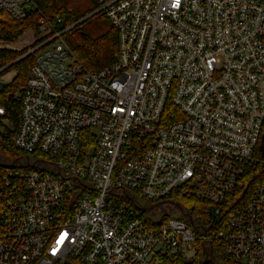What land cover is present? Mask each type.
<instances>
[{
	"label": "built area",
	"instance_id": "built-area-1",
	"mask_svg": "<svg viewBox=\"0 0 264 264\" xmlns=\"http://www.w3.org/2000/svg\"><path fill=\"white\" fill-rule=\"evenodd\" d=\"M96 3L119 35L113 65L88 71L50 16L24 55L36 52L13 137L24 158L0 167V264L197 263L213 240L237 264H264V178L211 235L149 226L125 201L220 205L264 166V0ZM0 11L22 20L38 6L0 0ZM169 102L185 118L164 126Z\"/></svg>",
	"mask_w": 264,
	"mask_h": 264
},
{
	"label": "trees",
	"instance_id": "trees-1",
	"mask_svg": "<svg viewBox=\"0 0 264 264\" xmlns=\"http://www.w3.org/2000/svg\"><path fill=\"white\" fill-rule=\"evenodd\" d=\"M38 6V12L30 13L27 18L19 20L11 14L0 11V41L7 43H16L28 31L33 30L39 33V21L43 16H50L52 19H61L60 29L70 28L65 35H68V43L77 57L78 61L91 72L101 71L110 67L118 60L119 35L112 24L107 23L108 18L103 13H96L98 5L96 1L90 3V6L83 10L75 11L70 6V0H34ZM95 19L93 25L82 28L90 20ZM35 45L33 46V48ZM31 49L23 51H12L10 49H0V70L9 66L6 70L0 72V76L14 70L16 75L9 84H0V106L6 110V117L12 124L13 129L6 132L0 138V159L11 163L14 160H23L24 154L19 151L14 143L13 137L16 134L20 120L21 104L18 101V95L26 86L30 75V69L35 63V54L29 53ZM184 114L172 103L166 105L162 123L164 126H170L173 123L183 120ZM264 134V127H263ZM260 157V153L256 154ZM264 178V166H257L251 169L246 176V186L235 196L227 199L223 204H213L206 201L195 199L175 197L169 199L168 203L172 205L171 209L160 217L155 214V210L149 208L153 205L162 203H149L145 200L136 204L127 203L132 208H139L140 217L149 226L156 227L169 219H176L189 224L197 233L201 227L204 232L211 235L217 230H225L228 224V218L235 209L245 204L252 191L253 185ZM137 197V195H135ZM169 201L177 202L183 211L171 204ZM220 209V212L218 210ZM193 219V223L190 222ZM198 252L197 263H188L182 257H162L159 264H237L232 258L226 255L225 245L221 241H210V250L205 253V247L202 243Z\"/></svg>",
	"mask_w": 264,
	"mask_h": 264
},
{
	"label": "rangeland",
	"instance_id": "rangeland-1",
	"mask_svg": "<svg viewBox=\"0 0 264 264\" xmlns=\"http://www.w3.org/2000/svg\"><path fill=\"white\" fill-rule=\"evenodd\" d=\"M94 1H96V0H70V6L75 11L83 10V8H86L87 6H90V3H93ZM95 21H96L95 19L90 20L88 23L84 24L82 26V28H87V27L93 25V22H95ZM106 22L110 24L109 20H106ZM67 38H68V35L66 34L64 36V39L68 42ZM38 39H39V35L37 34V32H35L33 30H30L23 37H21L16 43H7V42H1L0 41V49H10L12 51H23V50H26V49H31V51H32L33 50V46L34 45L37 46L36 41ZM13 45H14V47H22V46H24V48H22L21 50H15L13 48ZM29 53H30V51H29ZM35 53L36 52H34V54ZM15 75H16V73H15L14 70L3 74L2 76H0V84H9V83H11L13 81ZM13 127L14 126H13L12 122L8 118L0 119V138L2 137V135L4 133L9 132L10 130H12ZM0 162H2L1 159H0ZM20 164H23V163H20ZM43 166H44V164L43 165L40 164V167H43ZM171 207H172V205H170L169 203H163V204H161V205H159V206H157L155 208L156 209V213L155 214L160 217L162 214H164L165 212L169 211L171 209Z\"/></svg>",
	"mask_w": 264,
	"mask_h": 264
},
{
	"label": "water",
	"instance_id": "water-1",
	"mask_svg": "<svg viewBox=\"0 0 264 264\" xmlns=\"http://www.w3.org/2000/svg\"><path fill=\"white\" fill-rule=\"evenodd\" d=\"M9 66H11V65H9ZM9 66L1 69L0 72L6 70ZM260 152L264 158V134H263L262 139H261ZM26 160H27V165L31 168H36L37 164L39 163V162L38 163H31L29 157ZM18 163H19V160H14L11 163H8V162L3 160L2 162H0V167L7 168V169H14L17 167ZM132 201H133V199H132ZM170 203L175 205L176 207H178V209L180 211H183V208L177 202L170 201ZM155 206L156 205H153L149 209L152 210L155 208ZM189 219H190V222L193 223V219L190 217H189Z\"/></svg>",
	"mask_w": 264,
	"mask_h": 264
},
{
	"label": "crops",
	"instance_id": "crops-1",
	"mask_svg": "<svg viewBox=\"0 0 264 264\" xmlns=\"http://www.w3.org/2000/svg\"><path fill=\"white\" fill-rule=\"evenodd\" d=\"M17 45V44H16ZM15 45V46H16ZM8 47V46H7ZM13 48L15 49V50H21L22 48H24V46H22V47H14V45H13Z\"/></svg>",
	"mask_w": 264,
	"mask_h": 264
}]
</instances>
